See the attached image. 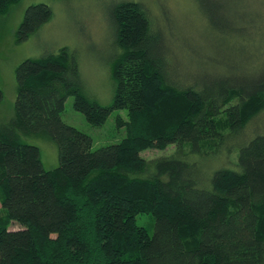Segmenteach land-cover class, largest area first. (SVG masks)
<instances>
[{"label": "trees", "instance_id": "obj_1", "mask_svg": "<svg viewBox=\"0 0 264 264\" xmlns=\"http://www.w3.org/2000/svg\"><path fill=\"white\" fill-rule=\"evenodd\" d=\"M19 2L0 0V15ZM113 4L120 54L110 105L86 95L69 47L16 69L15 114L0 120V264H264V133L252 137L256 121L264 122V68L242 71L231 61L184 76L182 37L168 35L143 1ZM53 14L46 3L29 6L17 42ZM69 96L96 126L125 110L116 118L125 137L94 148L62 118ZM37 135L57 143L55 168L46 169L40 148L27 142ZM172 145L170 154L143 155ZM235 145L232 163L225 150ZM218 156L230 166L207 170L204 161ZM140 214L153 231L139 224Z\"/></svg>", "mask_w": 264, "mask_h": 264}, {"label": "rangeland", "instance_id": "obj_2", "mask_svg": "<svg viewBox=\"0 0 264 264\" xmlns=\"http://www.w3.org/2000/svg\"><path fill=\"white\" fill-rule=\"evenodd\" d=\"M140 1L151 8L152 17L161 18L168 35L182 37L183 42L178 47L181 61L178 60V64L182 66L184 76L197 75L204 70L213 72L220 63L227 65L232 64L231 61L238 62L242 71L258 73L264 68V0ZM113 2L20 0L11 6L8 13L0 15V87L4 91V99L0 102V120L10 119L15 114L18 65L27 58L40 57L62 47H69L77 56L86 95L102 105L112 103L116 87L113 67L120 54L111 16ZM37 3L50 5L53 17L27 41L18 43L16 34L25 12L29 6ZM211 3L223 7H218L214 12ZM218 24H221L220 28ZM232 25L244 29H239L241 32L231 31ZM234 58L237 60H232ZM119 114L127 117L125 110L114 111L103 125H93L82 112L74 108V96H69L62 118L89 134L93 138L94 148H98L120 142L125 137V129L119 128L116 123ZM262 115L264 120V111ZM255 125L252 137L264 133L259 131L264 128V122L259 120ZM27 142L40 148L46 169L58 166L59 149L54 140L37 135L28 137ZM175 148L172 145L165 150L148 149L143 155L149 159L157 158L172 153ZM239 152L240 146L235 145L231 150H225V156L229 157L230 162L236 163ZM226 163V157L218 156L207 158L203 165L211 170L218 165L224 167ZM138 222L153 231L149 215L140 214Z\"/></svg>", "mask_w": 264, "mask_h": 264}, {"label": "crops", "instance_id": "obj_3", "mask_svg": "<svg viewBox=\"0 0 264 264\" xmlns=\"http://www.w3.org/2000/svg\"><path fill=\"white\" fill-rule=\"evenodd\" d=\"M0 207H1V204H0Z\"/></svg>", "mask_w": 264, "mask_h": 264}]
</instances>
